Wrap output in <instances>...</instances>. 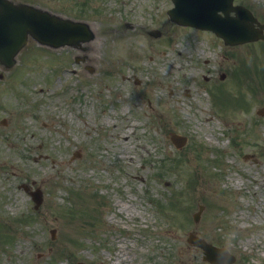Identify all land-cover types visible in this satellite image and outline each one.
Instances as JSON below:
<instances>
[{
  "label": "rangeland",
  "instance_id": "1",
  "mask_svg": "<svg viewBox=\"0 0 264 264\" xmlns=\"http://www.w3.org/2000/svg\"><path fill=\"white\" fill-rule=\"evenodd\" d=\"M31 1L84 8L96 34L87 49L30 41L0 67V264H210L190 231L230 264H264V43L175 24L172 0ZM238 1L264 23V0ZM234 60L257 91L231 79ZM22 182L43 191L38 209Z\"/></svg>",
  "mask_w": 264,
  "mask_h": 264
},
{
  "label": "water",
  "instance_id": "2",
  "mask_svg": "<svg viewBox=\"0 0 264 264\" xmlns=\"http://www.w3.org/2000/svg\"><path fill=\"white\" fill-rule=\"evenodd\" d=\"M174 0L175 7L169 11L171 18L178 23L194 24L200 27L212 28L224 36L227 42H239L260 37L253 29L254 18L241 7H236L238 15L231 17L229 14L232 0ZM223 10L226 16L218 13ZM47 12L38 11L28 5L14 4L10 0H0V56L6 58L16 51L17 43L27 40V35L39 33L50 34L55 25L64 26L65 23L50 19ZM64 27H59L49 37H42L50 41L64 39ZM155 33V32H154ZM156 34V33H155ZM40 36V35H38ZM54 41V42H55ZM67 41H75L69 39ZM18 49V48H17ZM176 138V137H174ZM178 141L177 138L175 139ZM178 144H180L178 142ZM38 203L42 200L40 192L36 193ZM196 214V219L199 218ZM190 241L202 246L206 258L213 264H223L230 259L224 258L225 250L217 248L199 237H191ZM221 256V258H218ZM233 259V256H229Z\"/></svg>",
  "mask_w": 264,
  "mask_h": 264
},
{
  "label": "bare ground",
  "instance_id": "3",
  "mask_svg": "<svg viewBox=\"0 0 264 264\" xmlns=\"http://www.w3.org/2000/svg\"><path fill=\"white\" fill-rule=\"evenodd\" d=\"M90 46H91V44H90ZM89 47V44H88V46H87V48ZM122 208H124V209H129V206L124 202L123 203V205H122ZM124 258V256L122 255V256H120L118 259H119V262H118V264H121L123 261H122V259Z\"/></svg>",
  "mask_w": 264,
  "mask_h": 264
}]
</instances>
